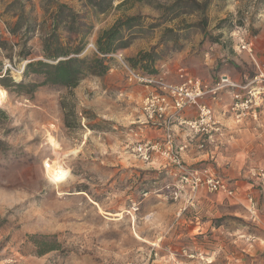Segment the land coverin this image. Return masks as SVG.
Segmentation results:
<instances>
[{"label": "rangeland", "instance_id": "374dc122", "mask_svg": "<svg viewBox=\"0 0 264 264\" xmlns=\"http://www.w3.org/2000/svg\"><path fill=\"white\" fill-rule=\"evenodd\" d=\"M60 4L76 15L78 36H87L82 56H90L98 34L118 20L135 17L136 27L122 28L128 47L113 55L104 75L86 76L72 89L43 86L26 94L13 85L39 82L18 72L43 59L42 42ZM34 27L37 34L27 31ZM261 31L264 0H111L105 13L86 0H0V77L8 86L0 83L7 94L0 104V264L194 260L209 239L183 237L191 228L180 220L194 214L182 211L181 190L173 198L179 179L172 168L160 158L148 163L132 152L138 142L159 140L163 130L157 137V130L143 123L145 90L128 80L121 62L146 75L126 60L153 52L161 79L213 76L224 70L239 36L253 44ZM58 34L63 42H77L76 34L68 37L62 28ZM25 49L30 51L26 60L20 56ZM254 69L249 66L246 73L253 75ZM185 166L214 171L208 165ZM199 192L206 201L245 204L241 194ZM216 218H230L236 226L242 220Z\"/></svg>", "mask_w": 264, "mask_h": 264}, {"label": "crops", "instance_id": "0c3cea01", "mask_svg": "<svg viewBox=\"0 0 264 264\" xmlns=\"http://www.w3.org/2000/svg\"><path fill=\"white\" fill-rule=\"evenodd\" d=\"M6 13L5 11L1 15L5 20ZM33 30V34H37L35 27ZM234 49L230 59L226 61L224 70L217 75H191L210 89L219 82L221 77H226L239 87H226L203 98L202 101L212 108L217 120L223 126V135L215 137L214 143L205 151H199L196 147L190 146L182 157L189 165L199 164L198 167L208 165L236 189L237 194L252 196L257 205V221L249 223L246 202L244 204L241 199L235 202L231 200L214 202L213 199L206 201L200 198L203 195L200 192L191 194L192 197L188 199L185 197L189 192L188 189L182 188V200L185 203L181 205V209L184 211L187 208L194 214L191 219L183 217L180 220L179 224L191 228L184 233L183 237H190L193 233L191 236L193 239L208 237L209 241L206 248L199 247V253L192 255L194 260L184 259L181 264H264V186L261 185L259 178H253L250 175V172L257 169L264 170V95L261 103L254 109V118L248 117L238 122L228 113L233 96L242 92L239 88L245 87L257 72L259 65L264 63V31L253 37L250 51L240 44ZM249 66L255 68L253 75L246 73V68ZM162 79L170 84L179 83L177 78ZM180 116L191 119L195 116V111L186 109ZM156 130L157 137H160L162 130L157 128ZM172 131L177 145L186 142L182 130L174 126ZM120 159V156H116V163H120ZM160 160L165 166L172 168L178 181V171L173 163L169 162L167 157ZM189 200H191L190 203H188ZM220 215L240 217L242 219L240 226L234 225L236 221L230 218L223 221L217 220L216 217ZM207 233H209L208 236ZM202 258L204 259L198 260Z\"/></svg>", "mask_w": 264, "mask_h": 264}, {"label": "built area", "instance_id": "2783aa9c", "mask_svg": "<svg viewBox=\"0 0 264 264\" xmlns=\"http://www.w3.org/2000/svg\"><path fill=\"white\" fill-rule=\"evenodd\" d=\"M240 35V34H238ZM239 44L250 51L252 44L244 41L241 36ZM129 81L143 87L145 94L141 102L143 123L163 130V136L157 140L138 142L132 149L136 158L151 163L156 158L167 157L178 171V191L173 193L177 199L182 188H188L192 194L199 191L207 193L225 194L233 197L236 189L211 169H196L185 166L182 155L188 147L196 142V148L204 151L214 143L215 137L223 135V126L217 120L212 108L202 100L208 94H215L226 87L237 88L226 77H221L213 88H207L201 81L180 74L178 84L164 82L161 77L147 76L136 73L121 62ZM8 66H4V71ZM23 73V69L18 72ZM249 87V88H248ZM242 92L233 96V102L228 113L238 122L250 117L254 118V109L261 103L264 95V63L260 64L256 74L245 87L239 88ZM186 109H193V118H182L180 115ZM176 126L185 134L186 142L177 145L174 140L172 128ZM47 165H45V168ZM253 178H259L264 186V170L257 169L250 172ZM246 211L252 222L257 221V205L252 196L246 195Z\"/></svg>", "mask_w": 264, "mask_h": 264}, {"label": "trees", "instance_id": "16d2710c", "mask_svg": "<svg viewBox=\"0 0 264 264\" xmlns=\"http://www.w3.org/2000/svg\"><path fill=\"white\" fill-rule=\"evenodd\" d=\"M86 3L100 13H105L111 8V0L103 5L104 0L93 2L86 0ZM76 15L64 5L57 6V12L52 21L51 33L42 42L41 54L43 59L27 62L23 69L25 76H32L39 82H15L13 87L23 90L26 94L34 92L38 87L50 86L52 89H72L86 76L100 77L110 69V62L113 55L128 47L124 43L121 32L122 28L130 29L136 27L135 17L118 20L110 28L101 31L95 42V51L90 55L82 54L85 51L86 35L78 36L76 28ZM62 28L69 37L76 34L77 42H63L58 31ZM34 28H28V32H33ZM14 33V31H11ZM30 51L25 49L21 52L22 59H27ZM126 63L131 67H139L148 76H156L154 69L155 57L153 52H140L135 57L128 58ZM5 80L0 77V83L6 87ZM8 88V86L6 87Z\"/></svg>", "mask_w": 264, "mask_h": 264}, {"label": "bare ground", "instance_id": "6f19581e", "mask_svg": "<svg viewBox=\"0 0 264 264\" xmlns=\"http://www.w3.org/2000/svg\"><path fill=\"white\" fill-rule=\"evenodd\" d=\"M4 99H7V94H6L5 91L0 87V104L3 103V100H4ZM45 165H47V167H46L47 169H49L50 166H51L50 164H45ZM47 169H46V170H47Z\"/></svg>", "mask_w": 264, "mask_h": 264}]
</instances>
